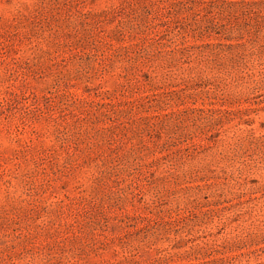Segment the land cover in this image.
Segmentation results:
<instances>
[{"label":"rangeland","instance_id":"rangeland-1","mask_svg":"<svg viewBox=\"0 0 264 264\" xmlns=\"http://www.w3.org/2000/svg\"><path fill=\"white\" fill-rule=\"evenodd\" d=\"M0 264H264V0H0Z\"/></svg>","mask_w":264,"mask_h":264}]
</instances>
